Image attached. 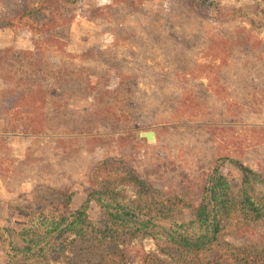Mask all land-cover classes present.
<instances>
[{
  "label": "rangeland",
  "instance_id": "1",
  "mask_svg": "<svg viewBox=\"0 0 264 264\" xmlns=\"http://www.w3.org/2000/svg\"><path fill=\"white\" fill-rule=\"evenodd\" d=\"M196 1L200 5L202 0ZM212 1L210 12L200 7L199 14H195L188 0H81L76 4L79 14L70 26L67 52L79 60L81 49L102 47L132 60L135 56L130 51L131 44L133 40L140 41V49L134 51L145 76L141 89L148 90L149 82L155 79L147 75L159 71L162 65L156 42L168 32L192 36L188 45L193 46L179 53L191 59L190 68L193 61L209 63L221 56L203 44L210 37L217 39L244 26L253 38L264 39V0ZM93 8L98 9L94 19L87 13ZM250 19L256 25H249ZM30 37L24 26L1 29L0 50L30 48ZM193 75L197 79L204 76L197 70ZM164 87L173 102L168 104L178 103V98L174 99L180 89L176 80L172 78ZM144 99L149 106H156L155 97ZM183 101L179 104H187ZM39 104L41 100L35 102L36 106ZM180 110L186 111L174 116L148 114L139 129L121 137L103 124L93 137L58 133L23 136L0 127V264L189 262L183 261L180 252L165 246L159 227L188 235L198 232L188 206L195 207L200 201L208 164L214 158L237 157L264 179V113H248L245 122L257 127L239 128L234 136L224 140L190 128L197 120L191 115L194 111ZM150 130L155 132L153 141L139 136ZM102 161L111 177L131 179L133 167L140 183H110L113 194L104 195L94 183V179L100 180L96 168ZM219 173L232 186L240 183L241 175L233 165H224ZM91 192L105 207L89 201L85 237L59 235L73 220L74 212L85 206ZM256 198L254 202L264 208V183L256 185ZM109 214L121 220L115 230H108ZM127 214L146 226L126 224ZM220 224L217 253L221 260L230 256L228 264H241L244 258L263 260L264 264V218H254L238 209L223 217ZM113 234L118 237L111 238ZM234 254H239L240 260ZM211 264L221 263L213 260Z\"/></svg>",
  "mask_w": 264,
  "mask_h": 264
},
{
  "label": "trees",
  "instance_id": "2",
  "mask_svg": "<svg viewBox=\"0 0 264 264\" xmlns=\"http://www.w3.org/2000/svg\"><path fill=\"white\" fill-rule=\"evenodd\" d=\"M80 1L0 0V30L24 26L31 34L30 48L6 47L0 50V127L5 132L23 136L58 133L93 137L103 124L113 130L116 137H121L139 129L148 114L174 116L184 113L186 110H180L184 108L193 110L191 115L197 119L190 128H199L209 136L217 135L224 140L234 136L239 128L257 127L247 124L244 117L248 113H264V39L253 38L244 26L217 39L210 37L203 44L221 56L209 63L193 61L190 68L191 59L179 53L193 46L188 45L192 36L188 38L187 34L176 36L168 32L156 42L162 57L161 68L147 75L155 80L149 82L148 90H143L141 79L145 76L141 74L138 53L134 51L140 49V41L133 40L131 44L130 51L135 56L132 60L102 47L81 49L79 60L67 52L70 26L79 14L76 4ZM213 4L212 0H202L200 5L196 0H188L195 14H199L197 9L200 7L204 12H210ZM97 12L96 8L87 10L93 19ZM247 23L256 25L252 19ZM194 70L203 72L204 76L195 78ZM172 78L180 89L176 96L175 91L167 92L174 93L178 103L168 104L173 102L163 89ZM160 81L165 84L161 85ZM153 97L156 106H149L144 98ZM37 100L42 104L36 106ZM182 101L187 104H179ZM105 161L96 168L100 180L94 179L104 195L113 194L109 190L110 183L120 180L130 185L140 183L133 167H130L131 179L111 177ZM226 164L233 165L241 175L236 187L219 173ZM208 165L210 169L201 199L195 207L188 206L198 232L188 235L170 227H159L165 236V246L184 255L183 261L191 262L178 261L179 264H211L213 260L228 264L226 261L230 256L223 261L217 253L223 217L241 209L254 218H264V208L254 202L258 199L256 185L264 183L260 173L231 156L214 158ZM92 193L59 235L85 237L89 229L85 214L89 201L105 207ZM109 216L108 230H115L121 220L112 214ZM129 223L141 228L146 226L132 216L126 222ZM117 235L113 234L111 238L116 239ZM167 254L170 256L169 251ZM235 257L239 259V254H234ZM242 262L261 264L263 260L244 258Z\"/></svg>",
  "mask_w": 264,
  "mask_h": 264
},
{
  "label": "water",
  "instance_id": "3",
  "mask_svg": "<svg viewBox=\"0 0 264 264\" xmlns=\"http://www.w3.org/2000/svg\"><path fill=\"white\" fill-rule=\"evenodd\" d=\"M139 136H140L141 138H145V140H146L147 142H151V141H153L154 138H155V132L152 131V130H150V131H142V132L139 133Z\"/></svg>",
  "mask_w": 264,
  "mask_h": 264
}]
</instances>
